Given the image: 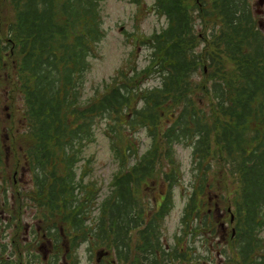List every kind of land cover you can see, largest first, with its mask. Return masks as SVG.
<instances>
[{
	"label": "trees",
	"instance_id": "1",
	"mask_svg": "<svg viewBox=\"0 0 264 264\" xmlns=\"http://www.w3.org/2000/svg\"><path fill=\"white\" fill-rule=\"evenodd\" d=\"M101 3L0 0V210L13 195V222L17 195H29L40 224L82 235L107 253L100 264H207L221 232L206 226L210 175L236 218L234 237L214 245L219 264H264V34L254 1L154 0L166 26L141 40L148 64L121 69L84 98L104 37ZM151 76L159 84L144 87ZM101 126L117 165L105 191L89 179L85 154ZM176 145L191 147L190 181L169 243L164 218L182 186ZM22 169L28 190L14 177Z\"/></svg>",
	"mask_w": 264,
	"mask_h": 264
},
{
	"label": "rangeland",
	"instance_id": "2",
	"mask_svg": "<svg viewBox=\"0 0 264 264\" xmlns=\"http://www.w3.org/2000/svg\"><path fill=\"white\" fill-rule=\"evenodd\" d=\"M147 6H145L140 13L136 11L137 5L135 0H102V14H103V33L104 37L102 41L97 44V54L90 59L91 64L90 70L86 74V83L84 84V98L93 93V90L98 87H102L104 81H109L113 78L117 71L128 67L132 60H135L138 69L144 68L148 64L149 49L143 44H138L134 42L133 35L141 33L142 35L149 36L155 31H159L162 27L166 26V21L164 18L159 17L154 12H152L148 7H151L152 0H145ZM254 1V10H261L259 14V24L264 28V5L259 6L258 0ZM131 51L135 52L131 54ZM148 60V61H147ZM159 84V79L155 76H151L146 79L144 87L150 88ZM97 87V88H98ZM5 115H3L4 117ZM4 135V136H3ZM2 142L6 143V132L3 130L1 135ZM137 136L141 139V148L144 149L147 138L145 133L139 132ZM95 141L91 143L87 150L85 151L86 156L91 159L90 166L91 172L89 179H93L98 185L102 186L105 190L109 179L112 177L113 173L117 169L113 155L110 152L108 139L102 134V126L96 129ZM175 154L180 162L182 169L184 171L183 178L179 179V182L183 186L176 184L173 188V205L174 208L170 214L166 217L164 225L166 228V236L168 242H172V238L175 233L180 232V218L182 216L183 207L185 204L186 194L189 192L186 189L190 181V162H191V147L184 145L175 146ZM20 175V186L22 188H31V181L29 179L26 169H22ZM220 174L219 171L214 172ZM216 182V181H215ZM214 182L213 191L207 194V198L212 199L211 203H207L211 209H216V213L221 214L220 211L223 208V199L219 198L225 197L227 194L223 190L217 189V184ZM9 189V188H8ZM23 197V198H22ZM17 198H22V207L18 208L16 215L18 219L9 222L8 216L13 214V205L10 203L14 200L13 195H9L8 210H0L3 218L0 220L2 226L6 228V233L4 237H8L11 241L13 237L19 236L23 239H30L31 233L27 231V225L36 223L33 220L34 208L32 204L28 201L30 196L17 195ZM16 223H19V229L16 230ZM221 232L215 237L211 238L213 251L209 253L210 264H216V262L221 261L217 251H214V245L216 242H220V245L225 244V236L228 233L229 226L227 224L221 225ZM261 237L264 239V232L261 233ZM13 242V241H12ZM207 243H209L207 241ZM51 247L47 249L52 250ZM80 256V264L87 262V248L85 244L80 246L78 250ZM219 259V261H217ZM209 264V261H207Z\"/></svg>",
	"mask_w": 264,
	"mask_h": 264
},
{
	"label": "flooded vegetation",
	"instance_id": "3",
	"mask_svg": "<svg viewBox=\"0 0 264 264\" xmlns=\"http://www.w3.org/2000/svg\"><path fill=\"white\" fill-rule=\"evenodd\" d=\"M212 199H208V203H211ZM212 210V209H209ZM226 218H220L216 222L218 224H226ZM42 240L38 242L37 249L30 252L26 258L16 259L17 264H52L51 253L52 250L47 249L51 247V240L49 236H41ZM79 252V251H77ZM15 254H19L15 252Z\"/></svg>",
	"mask_w": 264,
	"mask_h": 264
},
{
	"label": "water",
	"instance_id": "4",
	"mask_svg": "<svg viewBox=\"0 0 264 264\" xmlns=\"http://www.w3.org/2000/svg\"><path fill=\"white\" fill-rule=\"evenodd\" d=\"M264 0H259V3L262 4Z\"/></svg>",
	"mask_w": 264,
	"mask_h": 264
}]
</instances>
